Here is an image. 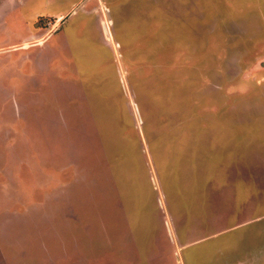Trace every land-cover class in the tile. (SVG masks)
<instances>
[{"label": "rangeland", "instance_id": "374dc122", "mask_svg": "<svg viewBox=\"0 0 264 264\" xmlns=\"http://www.w3.org/2000/svg\"><path fill=\"white\" fill-rule=\"evenodd\" d=\"M0 264H264V0H0Z\"/></svg>", "mask_w": 264, "mask_h": 264}, {"label": "crops", "instance_id": "0c3cea01", "mask_svg": "<svg viewBox=\"0 0 264 264\" xmlns=\"http://www.w3.org/2000/svg\"><path fill=\"white\" fill-rule=\"evenodd\" d=\"M90 1H91V0H90ZM36 43L39 44L40 42H36ZM37 44H36V45H37ZM20 48L23 49L24 46H21ZM14 49H16V48H14ZM17 49H18V48H17ZM11 50H12V49H11Z\"/></svg>", "mask_w": 264, "mask_h": 264}]
</instances>
